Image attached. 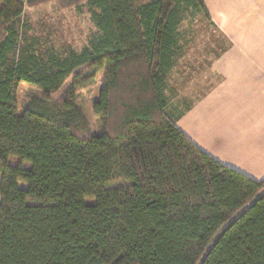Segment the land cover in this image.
<instances>
[{
  "label": "trees",
  "instance_id": "1",
  "mask_svg": "<svg viewBox=\"0 0 264 264\" xmlns=\"http://www.w3.org/2000/svg\"><path fill=\"white\" fill-rule=\"evenodd\" d=\"M47 1L0 0V264H264V177L202 149L168 94L204 1L56 0L96 27L62 52L18 26ZM103 68L94 127L79 89Z\"/></svg>",
  "mask_w": 264,
  "mask_h": 264
},
{
  "label": "crops",
  "instance_id": "2",
  "mask_svg": "<svg viewBox=\"0 0 264 264\" xmlns=\"http://www.w3.org/2000/svg\"><path fill=\"white\" fill-rule=\"evenodd\" d=\"M225 46L210 48L217 81L186 104L178 126L223 164L264 177V0H203ZM205 52V51H204Z\"/></svg>",
  "mask_w": 264,
  "mask_h": 264
},
{
  "label": "rangeland",
  "instance_id": "3",
  "mask_svg": "<svg viewBox=\"0 0 264 264\" xmlns=\"http://www.w3.org/2000/svg\"><path fill=\"white\" fill-rule=\"evenodd\" d=\"M149 0H136L142 4ZM195 14H194V13ZM23 34L24 43H34L42 51L54 47L62 52L69 47L80 49L84 46L96 27L90 18L86 8L78 10L75 7L62 8L56 0H50L35 6L26 7L18 24ZM181 29L184 32L183 56H179L177 65L169 76L168 94L173 102L180 101L179 106L184 109L186 101H193L217 81V75L211 67L214 58L204 55L210 48L226 45L222 35L204 19L203 12L192 8L185 17ZM205 51V52H204ZM105 76L103 68L93 84H88L79 89V105L84 110L93 126L96 127V117L92 103L98 98L99 89ZM69 79L54 96L62 92L70 83ZM35 95H41L40 91L28 84L21 83L17 89V102L20 112L23 111L29 99ZM13 160V159H12Z\"/></svg>",
  "mask_w": 264,
  "mask_h": 264
}]
</instances>
